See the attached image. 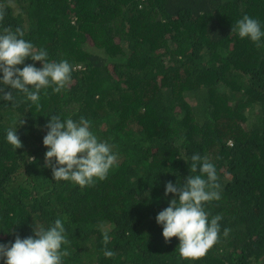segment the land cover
I'll list each match as a JSON object with an SVG mask.
<instances>
[{"label":"trees","instance_id":"obj_1","mask_svg":"<svg viewBox=\"0 0 264 264\" xmlns=\"http://www.w3.org/2000/svg\"><path fill=\"white\" fill-rule=\"evenodd\" d=\"M245 14L264 26V0H0V31L20 28L73 65L39 108L0 100V242L63 217L64 264H264V46L232 32ZM52 114L86 117L115 146L105 179L81 187L43 167ZM16 117L15 149L4 137ZM197 152L216 166L221 198L205 208L222 219L217 242L190 259L155 216Z\"/></svg>","mask_w":264,"mask_h":264},{"label":"clouds","instance_id":"obj_2","mask_svg":"<svg viewBox=\"0 0 264 264\" xmlns=\"http://www.w3.org/2000/svg\"><path fill=\"white\" fill-rule=\"evenodd\" d=\"M232 32L257 47L264 46V26L255 17L243 15L236 20ZM48 57L47 49H37L32 41L24 38L22 29L0 31V100L18 104L19 95L30 106L39 108L42 90L51 87L52 91L60 92L71 79L73 65L67 59L56 61ZM27 59L33 63H26ZM37 61L40 66L36 65ZM25 123L22 117H16L5 129L4 138L15 149L22 145L17 129ZM91 125L92 121L84 116L79 119L48 116L42 138L46 147L43 167L51 169L55 181L90 186L105 179L117 166L115 146L98 137ZM189 159L191 174L182 182L177 179L175 183L164 184L165 197L172 196L167 207L156 214L155 221L162 226L165 241L178 238L181 257L196 259L204 256L219 238L222 216L210 217L205 205L219 200L221 195L217 169L209 157L197 152ZM35 160V157L29 158L30 162ZM32 232L33 235L23 238L16 235L14 240L0 242V261L3 264H64V258L70 255L71 243L65 219L57 217L47 226L35 224ZM227 232L224 229L225 235ZM103 239L107 244V233ZM104 255L110 257L113 252L105 249Z\"/></svg>","mask_w":264,"mask_h":264}]
</instances>
